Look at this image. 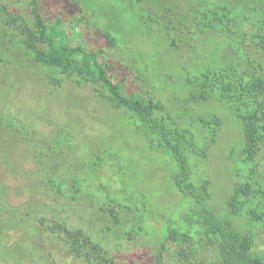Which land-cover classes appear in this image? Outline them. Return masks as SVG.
<instances>
[{"label":"trees","instance_id":"trees-1","mask_svg":"<svg viewBox=\"0 0 264 264\" xmlns=\"http://www.w3.org/2000/svg\"><path fill=\"white\" fill-rule=\"evenodd\" d=\"M116 1L121 2L123 10L133 12L148 36L173 50L199 51L208 36L232 40L228 49L225 47L226 53H198L184 65L190 89L181 111L176 112L148 90L129 92L102 55L103 49L72 44L58 27L61 21L46 18L39 0H29L30 18L0 0V62H11L7 55L14 48L21 58L41 69L54 89L62 87L67 79L80 87L90 85L95 98L106 100L125 114L150 149L170 157L174 186L190 204L180 214L165 219L151 253L136 249L126 254L119 247H107V236L98 238L80 224H72L62 215V209L88 194V183L96 179L109 151H92L82 168L78 165L70 172L62 158L77 147L75 129L66 124L51 136L46 135L37 129L32 118L17 120L0 109V233L4 234L7 222L14 234H21L17 241H25L27 259L31 250L50 247V237L83 264H264L253 253L254 231L236 228L231 218L220 219L208 203L211 182L194 176L191 155L207 156L223 120L218 114L186 116L189 109L185 106L218 99L225 101L240 120L244 132L240 155L247 170L243 174L238 171L227 205L231 215L244 214L252 224L264 225V175L259 161L264 142V0ZM84 2L92 8L89 0ZM112 26L102 27V34L109 46L118 47L124 42ZM15 138L24 146L26 157L34 161L30 169L20 167L12 152L5 149V144ZM6 175L18 179L17 193L29 188L27 201H12ZM101 186L100 190L107 188L106 184ZM49 196L53 202L47 201ZM99 208L111 217L103 232L115 234L120 241L144 234L147 206L144 209L140 203L135 204L134 195L129 192L121 197H103ZM17 211L21 213L19 218ZM136 212L142 213L141 223L127 225L122 238L118 237L115 228L123 225L122 216ZM131 221L127 219L128 224ZM55 252L43 254L47 264L51 259L57 260Z\"/></svg>","mask_w":264,"mask_h":264},{"label":"rangeland","instance_id":"rangeland-1","mask_svg":"<svg viewBox=\"0 0 264 264\" xmlns=\"http://www.w3.org/2000/svg\"><path fill=\"white\" fill-rule=\"evenodd\" d=\"M2 1L12 10L30 18L29 0ZM39 1L49 21H61L58 27L72 44H87L97 50L103 49L102 55L113 66V72L123 79L129 92L146 93L148 90L176 112L182 110V103L190 89L185 79L184 65H188L191 57L198 53L202 56L213 50L218 54L223 53L232 43L229 38L208 36L205 47L199 51L186 48L173 50L165 42L148 36L133 12L123 10L121 2L116 0H89L96 13L84 0ZM111 25L124 42L118 47L109 46L102 34V27ZM7 58L11 62H0V109L7 110L9 116L17 120L32 118L37 122V129L47 132L46 135L50 133L51 136L55 129L66 124L75 129L79 137L77 147L62 158L70 172L75 171L78 165L82 168L92 151H109V158L97 172L96 179L88 183V194L80 201L70 202L66 208L63 207L62 215L72 224H80L88 232H94L98 238L107 236V247H119L126 254L136 249H148L151 253V245L156 241L165 219L180 214L190 204L189 199L174 186V164L170 157L150 149L125 114L112 108L106 100L95 98L90 85L80 87L67 79L62 87L54 89L44 78L41 69L21 58L14 48ZM185 106L189 109L186 116L192 113L206 117L218 114L222 118V129L217 141L209 147L207 156L191 155L194 176L207 178L211 182L212 195L208 203L220 219L231 218L236 228L254 231L256 245L253 253L264 260V225L252 224L244 214L231 215L227 205L238 179V171L243 174L247 170L240 155L244 142L240 120L233 115L225 101L218 99L189 102ZM9 141L5 149L12 152L20 167H33L34 161L26 157L22 143L16 138ZM259 161L264 175V142ZM5 179L14 203L29 199L28 187L17 193L20 184L15 176L6 175ZM102 184H106L107 188L100 190ZM124 190L134 195L135 204L140 203L144 209L147 206L144 212L147 224L143 235L135 234L133 240L120 241L115 234L102 231L111 217L106 216L99 205L107 195L125 196L128 192ZM50 197L47 201L53 202ZM141 214L136 212L122 216L123 225L115 228L118 237L123 236L127 225L140 224ZM19 217L21 213L17 211L16 218ZM129 218L132 221L128 224ZM3 232L0 233V264H47L43 254L55 250L57 260L51 259L49 264H83L65 251L61 243L54 244L50 237V247L31 250V257L27 259L28 251L23 247L25 241L23 244L17 241L21 234H14L7 222Z\"/></svg>","mask_w":264,"mask_h":264}]
</instances>
